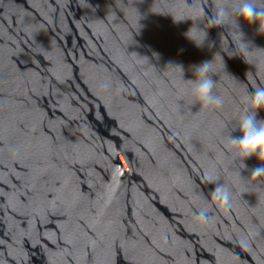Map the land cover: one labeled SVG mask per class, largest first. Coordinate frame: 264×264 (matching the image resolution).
I'll return each mask as SVG.
<instances>
[{"label":"water","instance_id":"95a60500","mask_svg":"<svg viewBox=\"0 0 264 264\" xmlns=\"http://www.w3.org/2000/svg\"><path fill=\"white\" fill-rule=\"evenodd\" d=\"M221 2L0 0V264H264V165L229 141L264 35L239 20L251 51L229 56ZM216 53L220 106L191 81Z\"/></svg>","mask_w":264,"mask_h":264},{"label":"clouds","instance_id":"9594fccd","mask_svg":"<svg viewBox=\"0 0 264 264\" xmlns=\"http://www.w3.org/2000/svg\"><path fill=\"white\" fill-rule=\"evenodd\" d=\"M241 19L249 25L257 24L258 32L264 35V0H227V2H221L210 17L212 22L207 28L224 26L230 37L231 33L235 32L240 37L239 43L231 38L232 43L235 45V50H231V54L229 50L224 48L222 50L229 56L239 55L246 60V54L251 51V43L244 40V34L240 30L239 25V20ZM207 28H200L194 25L187 33V36L197 47H203L205 44L209 48L215 47V41H211L208 38ZM193 29L203 33L201 39L197 40L195 36L190 35ZM217 55L223 61V57L216 53L213 60L204 61L202 64L195 66L196 78L191 80L196 99L205 105L220 106L223 104L222 97L215 95L213 91L216 80L212 78V75L215 74L212 72V64ZM260 112H264V86L255 87L254 91L249 93L247 97L246 106L240 112L236 121L235 128L239 130L240 136H229L230 144L241 161L242 168L246 167L244 161L253 156L256 157L260 165H264V118H258ZM251 178L256 180L264 178V166H258L253 169ZM213 183L215 187L211 192V199L219 202L224 207H230L232 198L230 187L218 180ZM198 215L205 222L212 220L209 208H201Z\"/></svg>","mask_w":264,"mask_h":264}]
</instances>
